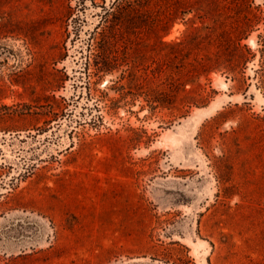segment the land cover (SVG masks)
Returning a JSON list of instances; mask_svg holds the SVG:
<instances>
[{"label":"rangeland","instance_id":"374dc122","mask_svg":"<svg viewBox=\"0 0 264 264\" xmlns=\"http://www.w3.org/2000/svg\"><path fill=\"white\" fill-rule=\"evenodd\" d=\"M263 56L264 0H0V264H264Z\"/></svg>","mask_w":264,"mask_h":264},{"label":"trees","instance_id":"16d2710c","mask_svg":"<svg viewBox=\"0 0 264 264\" xmlns=\"http://www.w3.org/2000/svg\"><path fill=\"white\" fill-rule=\"evenodd\" d=\"M247 21H244L242 25L238 28H235L233 34L230 32H226V36H216L210 39L211 44L220 45L225 48V50L231 51L229 54L220 53L206 56L204 59L197 60L194 64H191L190 67L184 68L181 73V76L178 78H172L169 94L172 99H174L177 95V91L174 89V85H185L187 83L196 84L195 87L185 92V94L181 97L180 103L182 105H190L196 104L199 101H204L208 98L209 93L205 91L203 87H201L198 79L203 74H208L210 71L215 69H226L235 75H239L242 79L245 78L244 71L241 68L242 62L246 58L247 53H251L249 48H246V45H241V34L243 33L245 27L247 26ZM203 39V38H201ZM197 44H199V40H195ZM264 59V56L262 60ZM256 77L259 79L260 85L258 86L264 93V60L261 62L259 69L256 71ZM199 86L200 90L196 91V87ZM185 91V90H184ZM176 92V93H175ZM212 93L215 90H211ZM147 102H149L152 106L154 102L167 103L164 99L161 100H153L148 98Z\"/></svg>","mask_w":264,"mask_h":264}]
</instances>
